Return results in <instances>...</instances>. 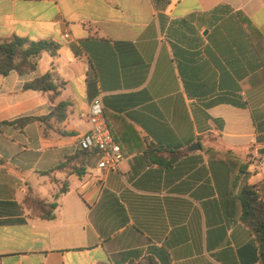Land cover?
<instances>
[{
    "label": "crops",
    "instance_id": "0c3cea01",
    "mask_svg": "<svg viewBox=\"0 0 264 264\" xmlns=\"http://www.w3.org/2000/svg\"><path fill=\"white\" fill-rule=\"evenodd\" d=\"M259 34L264 0H0V40L60 46L0 74V264H260L240 198L246 184L264 202ZM53 67L63 121L24 89ZM95 96L118 170L94 152L79 175L55 170L81 151Z\"/></svg>",
    "mask_w": 264,
    "mask_h": 264
},
{
    "label": "trees",
    "instance_id": "16d2710c",
    "mask_svg": "<svg viewBox=\"0 0 264 264\" xmlns=\"http://www.w3.org/2000/svg\"><path fill=\"white\" fill-rule=\"evenodd\" d=\"M259 37L264 41L263 37ZM60 46L51 40L30 41L19 37H11L0 40V74L7 76L10 72L23 75L35 71L38 60L47 53L52 57L59 54ZM64 82L59 78L54 67L44 75L24 84V89L40 91L47 95L52 104L51 116L57 121L66 118L67 102H56L64 87ZM92 152L87 150L79 151L74 156L58 165L55 170H60L68 175L80 174L83 168V161ZM2 161H0L1 163ZM241 201L244 208L242 219L256 235L260 246V264H264V202L260 201L255 187L244 185L241 191ZM35 204L39 208L41 215L46 219H52L50 214L55 208L54 204H44L36 200ZM128 264H159L151 256L140 261H132Z\"/></svg>",
    "mask_w": 264,
    "mask_h": 264
},
{
    "label": "built area",
    "instance_id": "2783aa9c",
    "mask_svg": "<svg viewBox=\"0 0 264 264\" xmlns=\"http://www.w3.org/2000/svg\"><path fill=\"white\" fill-rule=\"evenodd\" d=\"M82 116L89 122L90 130L79 139L80 149L99 154L98 167L105 172H116L123 153L113 138L99 96L91 100L88 111Z\"/></svg>",
    "mask_w": 264,
    "mask_h": 264
}]
</instances>
